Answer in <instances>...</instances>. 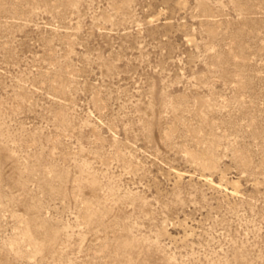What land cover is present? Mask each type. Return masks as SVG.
Masks as SVG:
<instances>
[{
	"label": "rangeland",
	"instance_id": "rangeland-1",
	"mask_svg": "<svg viewBox=\"0 0 264 264\" xmlns=\"http://www.w3.org/2000/svg\"><path fill=\"white\" fill-rule=\"evenodd\" d=\"M0 264H264V0H0Z\"/></svg>",
	"mask_w": 264,
	"mask_h": 264
}]
</instances>
